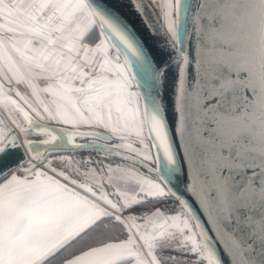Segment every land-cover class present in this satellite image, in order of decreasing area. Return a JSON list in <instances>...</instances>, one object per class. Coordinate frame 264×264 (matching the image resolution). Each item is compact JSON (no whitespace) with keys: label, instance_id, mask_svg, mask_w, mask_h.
Returning a JSON list of instances; mask_svg holds the SVG:
<instances>
[{"label":"snow or ice","instance_id":"1","mask_svg":"<svg viewBox=\"0 0 264 264\" xmlns=\"http://www.w3.org/2000/svg\"><path fill=\"white\" fill-rule=\"evenodd\" d=\"M0 264H264V0H0Z\"/></svg>","mask_w":264,"mask_h":264},{"label":"water","instance_id":"2","mask_svg":"<svg viewBox=\"0 0 264 264\" xmlns=\"http://www.w3.org/2000/svg\"><path fill=\"white\" fill-rule=\"evenodd\" d=\"M126 14L128 15V19L135 25H137V27H139V22L137 20V18L134 15L128 14L126 11ZM141 35H143V32H141Z\"/></svg>","mask_w":264,"mask_h":264}]
</instances>
